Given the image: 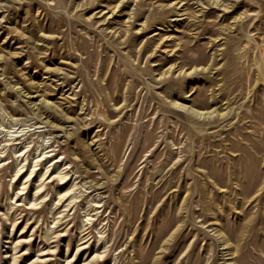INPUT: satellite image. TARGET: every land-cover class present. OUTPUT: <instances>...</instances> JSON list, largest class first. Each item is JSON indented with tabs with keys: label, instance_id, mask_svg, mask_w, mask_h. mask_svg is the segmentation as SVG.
Returning <instances> with one entry per match:
<instances>
[{
	"label": "rangeland",
	"instance_id": "374dc122",
	"mask_svg": "<svg viewBox=\"0 0 264 264\" xmlns=\"http://www.w3.org/2000/svg\"><path fill=\"white\" fill-rule=\"evenodd\" d=\"M0 264H264V0H0Z\"/></svg>",
	"mask_w": 264,
	"mask_h": 264
},
{
	"label": "bare ground",
	"instance_id": "6f19581e",
	"mask_svg": "<svg viewBox=\"0 0 264 264\" xmlns=\"http://www.w3.org/2000/svg\"><path fill=\"white\" fill-rule=\"evenodd\" d=\"M34 204V203H33Z\"/></svg>",
	"mask_w": 264,
	"mask_h": 264
}]
</instances>
